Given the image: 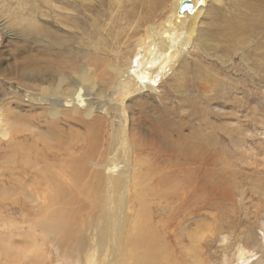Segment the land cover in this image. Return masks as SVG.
<instances>
[{
  "label": "bare ground",
  "instance_id": "bare-ground-1",
  "mask_svg": "<svg viewBox=\"0 0 264 264\" xmlns=\"http://www.w3.org/2000/svg\"><path fill=\"white\" fill-rule=\"evenodd\" d=\"M45 1L47 11L35 0H31L27 5L26 3L21 6L16 5L13 12L11 10L9 12L15 11L12 17L16 18L18 15V21H24V26L30 32L36 33L38 42L43 46L57 48L59 54L67 55L71 61L60 60L59 62L53 57L52 60L59 63L51 65L52 71L51 66L49 71L39 66L20 72L25 78L39 80L44 84L34 90H29L28 86L24 92L25 97L32 105L45 106L49 119L46 123L49 125L51 123L53 133L58 132V123H62L60 120L70 119L83 128L84 136L82 134L79 138H73L72 141L69 140L64 144L58 140L55 143L57 134L38 130L34 125L24 123L17 125L16 121H7L0 107V136L3 138L12 136L15 139L22 137L32 141L29 146L22 144L24 150L30 151L25 154L31 153L32 159H23L20 174H24L29 168L28 170H31L33 174L32 178L35 176L39 179V186L36 184L31 192H25V198L32 203L33 214L36 215L35 228L48 234L50 244L65 245L77 240L83 246L100 248L101 258H97L94 249L92 253L86 254V264L169 262L170 248L164 245L166 240L174 237L173 233L169 232L171 221L164 223L160 218L158 225L153 221L160 214L165 216L167 212L164 209L167 208H172L171 212L178 217V209L194 204L202 191L210 190L211 186L204 187L205 189L201 186L206 184L203 181L208 175L205 166H209L211 157L199 146H197L199 152H195L196 149L189 138L178 131L176 135L179 140H176H183L185 147L182 145L177 147L175 143L170 145L165 139L171 137V132L156 123H151L152 127L144 126L141 121V105L136 111L134 107H130L128 101L134 97L138 99L144 89L157 92L158 86L155 84L159 76L170 73V69L176 63L174 56L178 53L180 57L186 53L187 46L191 42L201 45L203 51L209 54L216 49L214 46L218 44L216 43L217 35L225 41H230V35L235 33L238 37H234L235 34L232 36L233 43L246 32L258 31L264 36L262 33L264 32V0H237L238 5L234 3L233 9L230 10L224 9L226 7L224 0H189L190 8L181 14L177 11L184 0H112L115 6L109 13L110 20L114 19L116 14L119 22L118 31L113 38L112 30L111 34H106L108 30L104 33V27L98 25L100 21L98 14H95V17L92 15L93 2L89 0ZM208 2L214 4L216 14L218 12L222 14L221 22L226 23H224L225 27L218 24L219 31L215 30L219 34L212 33V30L209 32L210 26L204 30L199 29ZM134 7L137 11L131 13L130 10ZM164 12L166 15L161 17V13ZM225 13H229V16L225 17L223 15ZM46 17L49 18L51 27L46 26V23H40V19H46ZM84 17L90 19V22L86 23L89 29L92 27L102 40L106 38L105 41H110V46L103 42L99 47L98 42H92L88 48L73 45L74 42L82 43V36L77 35V31L84 33L86 27H81L77 20ZM135 18L153 20L148 21L143 30L137 32L139 36L135 39L132 61L130 58L129 61L123 60L124 63H122L120 61L123 55L121 46L129 41L130 19ZM214 25L217 24L214 23ZM68 35H75L81 41L73 42ZM213 40L214 43H212ZM260 45H257V49L264 48V44ZM74 47L79 51L74 52ZM102 54L107 55L108 58L104 60L106 70L103 74L105 76L101 73L104 77L100 76V81H97V74L95 75L94 71L96 67L102 65V57L100 58ZM214 56L221 62L226 59L225 52L220 50L215 52ZM93 88H95L94 91ZM162 111L168 112L165 108H162ZM101 119L108 121L107 125H104L107 135L103 140L98 139L99 132L104 128ZM160 137L164 140L161 141ZM39 142L41 147L38 149L36 145ZM205 152L207 155H204ZM146 155H151L157 163L151 164L149 160H146ZM47 157H52L58 163L48 164V162L43 167H39L37 160L43 159L41 161L45 163ZM165 160L169 163L173 161L171 173L165 174L161 168L160 163ZM198 172L203 177L200 180L197 179ZM178 173L183 174L182 179L178 178ZM152 204H154L153 207ZM178 204L181 206L177 207ZM96 208L101 210L99 211L104 214V218L92 213ZM190 213L193 215V212ZM84 214L88 219L83 218ZM90 218L91 222L85 230L82 229L83 226L79 227L80 223L83 224ZM101 222L104 226L107 224V228L104 229L102 226L98 229V224L100 226ZM89 229L98 236L97 240H91L90 244L91 238L75 239L76 232L81 230L86 235ZM104 235L106 237H103ZM189 235L191 239H185H188L191 244L195 236L193 232L189 233L188 237ZM33 237L35 241L42 239H38L39 236L36 239L35 232ZM173 239L176 244L181 237ZM82 249L84 250V247ZM235 249L237 260L232 264H249L257 259L254 253L247 256L248 251L242 247L237 246Z\"/></svg>",
  "mask_w": 264,
  "mask_h": 264
},
{
  "label": "rangeland",
  "instance_id": "rangeland-1",
  "mask_svg": "<svg viewBox=\"0 0 264 264\" xmlns=\"http://www.w3.org/2000/svg\"><path fill=\"white\" fill-rule=\"evenodd\" d=\"M35 1L47 11L45 0ZM235 1L224 0V6H226L224 9H233L234 3L238 5V1ZM29 2L31 0H0V107L5 120L16 121L17 125L23 123L34 125L38 130L57 134L54 142L62 141L64 144L69 140L72 141L73 138H79L82 134L84 136L83 128L70 119H67L70 123L68 125V121L63 119L64 121L60 120L62 123H58V132L53 133L51 123L50 125L46 123L49 119L45 106L32 105L26 100L24 93L28 86L29 90H34L44 84L39 80L25 78L21 73L23 70L39 66L49 71L52 64L59 63L60 60L71 61V59L67 55L59 54L57 48L43 46L38 42L36 33L30 32L24 26V21H18V15L16 18L12 17L15 11L10 13V10L13 12L16 5L21 6L25 3L27 5ZM89 2L94 3L91 10L94 17L98 14L97 17L100 19L98 25L104 27V33H106L105 30H108L106 34L112 32L113 38L119 28L116 14L112 20L109 16L115 3L112 0H89ZM213 9L214 4L208 2L199 29L204 30L210 26L209 32L212 30V33L219 34L215 30H218V24L225 27L226 23L221 22L222 14L218 12L219 16ZM136 11V7L130 10L131 13ZM161 15L164 17L166 13ZM223 15L227 17L229 13ZM44 19H40V23H46V26L51 27L49 18ZM86 19L87 17L77 20L81 27L87 29L84 33L77 31V35L82 36L81 44L74 42L80 40L77 36L68 35L74 42L73 45L88 48L92 42H98L99 47L103 42L110 46V41H105L106 38L102 40L92 27L89 29L86 23H89L90 19L87 21ZM152 20L130 19V39L121 46L124 55L120 60L122 63L129 61L130 58L132 61L135 39L139 36L137 32L143 30L144 25ZM223 26L220 27L223 28ZM234 34L230 35V41H225L217 35L218 46H214L215 51L212 52V50L209 54L203 51L201 45L191 42L187 46L186 53L180 57L178 53L174 56L176 63L170 69V73L159 76L155 84L158 86L157 92L144 89L138 99L134 97L128 101L130 107H134L136 111L141 105V121L144 126L152 127L151 123H156L171 132V137L165 139L170 145L175 143L177 147L181 145L185 147L183 140L177 141L179 140L176 135L178 131L189 138L196 149L195 152H199L197 148L199 146L211 157H209L211 163L208 167L205 166L208 170L206 178L209 181L203 179L206 184L201 186L203 189L211 186L210 190L202 191L195 205L182 206L178 209V217L171 212L172 208H167L164 209L167 212L166 217L160 214L157 217L159 219L155 218L157 223L153 221L157 225L160 223V218L164 223L171 221L169 232L173 233L174 237L169 236L172 239L166 240L164 246L170 248L169 262L163 264H232L237 260L234 253L237 246L247 250V256L253 253L257 256V259L249 264H264V48L257 49V45L264 44V36L258 31L246 32L239 40L233 38L235 39L233 43L231 40ZM234 37H238L237 34ZM75 47L73 51L78 52L79 50ZM218 50L225 52V61L221 62L214 56ZM106 56L103 54L100 56L102 65L96 67L98 72L94 71L95 75L97 74V81H100V76L102 78L105 76L103 74L106 70L104 60L108 59ZM52 58L59 62H55ZM50 70L52 71V66ZM162 108L168 112H163ZM102 123L104 128L99 132V140L105 139L107 135L104 125H107L108 121L102 120ZM160 139L164 140L162 137ZM31 143L30 139L25 140L22 137L15 139L12 136L6 138L0 136V264H86L87 255L94 249L97 258L100 257V248L83 246L77 240L65 245L50 244L48 234L35 228L36 215L33 214L32 203L25 198V192H31L36 184L39 186V179L35 176L32 178L33 174L28 167L24 174H20L23 159H32L31 153L25 154L30 151L24 150L22 144L29 146ZM36 146L39 149L40 142ZM145 157L151 164L157 163L151 155ZM180 158L182 161V156ZM37 161L39 167H43L48 162V164L57 162L52 157L45 158V163ZM160 165L165 174L171 173L174 166L173 161L169 163L166 160ZM197 175L198 180L203 178L200 172ZM182 176L183 174L178 173L179 179ZM31 180H34V183L30 182ZM176 206L180 207L181 204ZM97 209H94L92 213L103 216L104 214L100 213L101 210ZM190 212H193V215ZM83 218L88 219L85 214ZM90 222L91 218L83 224L80 223L79 227L83 226L82 229L85 230ZM153 222L151 224H154ZM103 224L102 222L100 226L98 224V229L102 226L104 229L107 228V224L106 226ZM34 232L36 239L38 236L40 237L38 239H42L35 241ZM88 232L86 235L81 230L76 232L75 239L91 238L90 244L91 240L98 239L92 230L89 229ZM191 232L194 236L197 234L196 240L193 239L194 242L190 244L185 238L191 239V235L188 237ZM180 237L181 240L175 244L173 238L180 239Z\"/></svg>",
  "mask_w": 264,
  "mask_h": 264
},
{
  "label": "water",
  "instance_id": "water-1",
  "mask_svg": "<svg viewBox=\"0 0 264 264\" xmlns=\"http://www.w3.org/2000/svg\"><path fill=\"white\" fill-rule=\"evenodd\" d=\"M191 6L190 1L189 0H184L181 2V4L179 5L178 8V13L181 14L183 13L186 9H189Z\"/></svg>",
  "mask_w": 264,
  "mask_h": 264
}]
</instances>
